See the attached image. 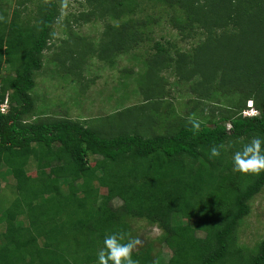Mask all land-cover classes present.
<instances>
[{
    "label": "trees",
    "instance_id": "trees-1",
    "mask_svg": "<svg viewBox=\"0 0 264 264\" xmlns=\"http://www.w3.org/2000/svg\"><path fill=\"white\" fill-rule=\"evenodd\" d=\"M156 1L183 11L174 26L184 37L194 24L201 29L190 51L171 54L169 39L153 40L150 18L135 16L136 0H83L87 9L75 20L118 22H106L96 43L69 28L49 55L58 68L80 76L89 53L111 65L151 45L142 57L140 102L105 117L72 118L36 112L32 95L60 22L59 0H0V103L9 97V110L0 112V165L21 195L0 213V264H98L105 236L130 239L131 218L157 223L171 250L166 261H152L151 244L133 250L139 264H264V238L253 248L238 238L264 171L244 174L232 165L244 144L264 140V0ZM165 69L189 84L192 104L166 122L158 115L176 108L165 103ZM248 99L258 115L241 114Z\"/></svg>",
    "mask_w": 264,
    "mask_h": 264
},
{
    "label": "rangeland",
    "instance_id": "rangeland-1",
    "mask_svg": "<svg viewBox=\"0 0 264 264\" xmlns=\"http://www.w3.org/2000/svg\"><path fill=\"white\" fill-rule=\"evenodd\" d=\"M82 2L83 0H59L60 22L55 27L56 36L52 39L50 48L45 51L42 69L35 75L36 86L32 95L36 100L35 111L38 113L42 112V114L51 116L64 115L72 118L105 117L113 110H120L122 106L126 107L128 104L142 100L143 96L138 86L139 81L144 79V75L140 73L145 65L142 57L150 51L151 42L144 43L141 47H137L127 54L116 56L111 65L101 61L96 53L87 54L85 63L81 68V79L77 75L78 72L74 73L64 68H58L57 63L50 60L49 55L60 50L62 38L68 36L69 28H72L76 34L86 40L96 43L100 39L106 22L109 21L112 24L118 22L110 18L105 21L94 19L89 22L75 20L81 11L87 9ZM136 4L135 16L150 18L148 22L153 40L162 39L165 42L169 39L171 54H175L176 49L190 51L204 36L197 24L193 25V33L188 37H184L175 28L174 22L177 21V18L184 17V13L179 7H170L156 0H136ZM31 6V12H34V4ZM68 22L69 27L65 31L64 28ZM134 52L139 54L137 59L133 54L131 56V53ZM3 71L6 74L8 68H4ZM161 76L165 82L164 88L167 89H165L167 95L169 92V95L165 96V103L167 101L172 102L173 107L176 108V113L169 115L160 113L158 116L166 122L172 119L177 120L180 115H187L192 105L188 101L191 96L188 92L189 84L185 83L180 75L171 69L163 70ZM85 83L88 85L84 86ZM82 84L84 85L82 86ZM81 87L83 90L86 87L84 93L81 92L83 95L79 93ZM234 100L236 101V97L232 94L231 104L224 100L221 101L233 107ZM210 101L213 104L217 100L210 98ZM253 104L255 106L254 102ZM160 111H164L163 107ZM32 115L31 117H35L37 114ZM237 143L241 146V139ZM34 166V163L31 162L28 169H33ZM8 172L6 165L1 164L0 213L3 209L8 208L17 197L21 196L15 186L14 177ZM121 202L120 198H115L112 201L113 205H119ZM250 207V213L241 220L238 238L240 244L253 248L264 238V187L250 200ZM22 218L24 223L25 217L22 216ZM19 220L21 222V216H19ZM129 234V238L140 241L134 251L151 244L152 261H166L170 257L171 250L161 240L163 230L157 223H151L145 218H131L129 220Z\"/></svg>",
    "mask_w": 264,
    "mask_h": 264
},
{
    "label": "clouds",
    "instance_id": "clouds-1",
    "mask_svg": "<svg viewBox=\"0 0 264 264\" xmlns=\"http://www.w3.org/2000/svg\"><path fill=\"white\" fill-rule=\"evenodd\" d=\"M5 99H7L9 105V97L7 93L4 100ZM246 107L257 109L254 106L252 99L247 101ZM190 123L194 130H199L200 122L198 120L190 117ZM262 144H264V140L260 137H253L249 143L244 144L240 150L234 152L232 155L233 171H238L244 174H259L264 171V148H262ZM210 154L215 157L220 153L216 147H213L210 150ZM139 243V239L130 238L126 242H123L122 238H119L115 233L107 235L103 240L104 247L97 251V262L98 264H139L138 260L134 259L132 255L133 250Z\"/></svg>",
    "mask_w": 264,
    "mask_h": 264
},
{
    "label": "built area",
    "instance_id": "built-area-1",
    "mask_svg": "<svg viewBox=\"0 0 264 264\" xmlns=\"http://www.w3.org/2000/svg\"><path fill=\"white\" fill-rule=\"evenodd\" d=\"M9 108L8 101L5 99L3 102L0 103V111L6 112ZM242 114L245 116L249 115H258L259 111L253 107H246L242 110Z\"/></svg>",
    "mask_w": 264,
    "mask_h": 264
}]
</instances>
